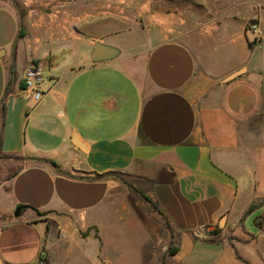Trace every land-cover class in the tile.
Masks as SVG:
<instances>
[{
    "label": "crops",
    "instance_id": "crops-1",
    "mask_svg": "<svg viewBox=\"0 0 264 264\" xmlns=\"http://www.w3.org/2000/svg\"><path fill=\"white\" fill-rule=\"evenodd\" d=\"M1 103L0 264H110L125 183L165 222L137 228L141 264H264V0H0Z\"/></svg>",
    "mask_w": 264,
    "mask_h": 264
},
{
    "label": "rangeland",
    "instance_id": "rangeland-1",
    "mask_svg": "<svg viewBox=\"0 0 264 264\" xmlns=\"http://www.w3.org/2000/svg\"><path fill=\"white\" fill-rule=\"evenodd\" d=\"M10 4H17L18 6H21L22 3L24 4L27 0H7ZM43 68V74H44V80L46 79V72L48 71V67L46 63L41 64ZM124 178V177H123ZM126 181L129 182H136L138 188L141 187V185L133 178L127 177L125 178ZM130 185H133L134 183H128ZM127 203L129 206L130 213L126 210H123L122 215L124 216V219H118L117 221L110 222L109 220L106 221L105 224L101 226L102 232H103V246L108 247V240L110 241L112 239L114 246L116 247L113 250L103 248V254L102 256H105V253L108 255L111 254L108 258L110 259V264H141L140 260V254H141V248L139 247L138 240L141 238L140 235L137 233V228H150L152 230H161L162 228H165V222L164 220L156 213V209H154L151 204L145 200L140 194L133 191L132 189L125 186L124 189V195L122 199H119L117 208L121 209V203ZM123 205V204H122ZM131 213H133L131 215ZM110 228H116L119 229L118 232L119 235L116 237H110L108 236L107 230ZM123 228L127 229H133L132 232L123 233ZM140 236V237H139ZM168 238V236H166ZM111 242V246L113 245ZM97 245V242H96ZM173 245L175 243L173 242ZM113 246V247H114ZM171 245H169L165 251V257L166 255H169L168 249ZM144 255L146 254L145 251L143 252ZM142 253V254H143ZM76 254L79 255V258H81V254L78 251V253L72 254V258L70 259L71 264H85L87 262H84L81 259H76ZM98 257L97 250L95 252L92 251V260L95 262L97 259H102L103 257ZM151 260V259H150ZM83 262V263H82ZM145 262V261H144ZM151 264H168L166 261H161V250L157 253V259L151 260ZM103 264H109L108 261H103Z\"/></svg>",
    "mask_w": 264,
    "mask_h": 264
},
{
    "label": "built area",
    "instance_id": "built-area-1",
    "mask_svg": "<svg viewBox=\"0 0 264 264\" xmlns=\"http://www.w3.org/2000/svg\"><path fill=\"white\" fill-rule=\"evenodd\" d=\"M245 31L252 36L253 41H257L261 37L263 32L262 24L257 16H253L247 21ZM24 89L28 92L29 97L34 101H38L44 94L42 87L44 82L43 68L39 63H30L24 69L23 75ZM61 236L65 237L66 232L63 228H59ZM25 264H45V260L42 256H39L33 261Z\"/></svg>",
    "mask_w": 264,
    "mask_h": 264
},
{
    "label": "water",
    "instance_id": "water-1",
    "mask_svg": "<svg viewBox=\"0 0 264 264\" xmlns=\"http://www.w3.org/2000/svg\"><path fill=\"white\" fill-rule=\"evenodd\" d=\"M116 51L113 49V48H110L102 43H95L94 45V49H93V61L94 62H97V61H102V60H105V59H109L111 57H113L115 55ZM57 172L61 173V174H64V175H70L68 172L66 171H63L61 168H59V166L53 162V161H50V160H46ZM111 176H114V177H117L118 179H120L121 181H123V179L116 175V174H110ZM125 185L129 188H131L132 190L136 191V189L128 184V183H125ZM139 193V192H138ZM140 194V193H139ZM18 210H20V207H18ZM17 214V213H16Z\"/></svg>",
    "mask_w": 264,
    "mask_h": 264
},
{
    "label": "trees",
    "instance_id": "trees-1",
    "mask_svg": "<svg viewBox=\"0 0 264 264\" xmlns=\"http://www.w3.org/2000/svg\"><path fill=\"white\" fill-rule=\"evenodd\" d=\"M21 85L24 87V81L22 80L21 81ZM4 111H5V104L4 103H1L0 105V126L2 125V122H3V117H4ZM137 192L140 193V195L145 199L147 200L151 206L154 208V209H158V205L155 201H153L148 195H146L145 193L141 192V191H138L136 189ZM160 212V211H159ZM177 251V246L176 245H171L168 249V253L169 255H173L175 254ZM45 260V259H44ZM45 264H46V260H45Z\"/></svg>",
    "mask_w": 264,
    "mask_h": 264
},
{
    "label": "flooded vegetation",
    "instance_id": "flooded-vegetation-1",
    "mask_svg": "<svg viewBox=\"0 0 264 264\" xmlns=\"http://www.w3.org/2000/svg\"><path fill=\"white\" fill-rule=\"evenodd\" d=\"M137 192V191H136Z\"/></svg>",
    "mask_w": 264,
    "mask_h": 264
}]
</instances>
